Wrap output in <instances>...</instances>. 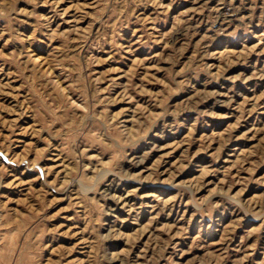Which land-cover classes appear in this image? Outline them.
<instances>
[{
  "label": "rangeland",
  "instance_id": "obj_1",
  "mask_svg": "<svg viewBox=\"0 0 264 264\" xmlns=\"http://www.w3.org/2000/svg\"><path fill=\"white\" fill-rule=\"evenodd\" d=\"M208 2L0 0V264H264V0Z\"/></svg>",
  "mask_w": 264,
  "mask_h": 264
},
{
  "label": "bare ground",
  "instance_id": "obj_2",
  "mask_svg": "<svg viewBox=\"0 0 264 264\" xmlns=\"http://www.w3.org/2000/svg\"><path fill=\"white\" fill-rule=\"evenodd\" d=\"M242 0H210V2H208V7L210 10L214 11L216 13V18L214 21V25L213 27L217 28V29H222V30H227L229 29V27L233 24V23H243V20L247 17L246 15L248 13L251 12V6H249L248 3L243 4L241 2ZM199 2H195V5H198ZM195 7L192 8L190 10V13H192V11H194ZM196 16V15H195ZM247 20V19H246ZM215 30V29H214ZM178 32V31H177ZM177 34V33H176ZM178 37V36H177ZM176 38V37H175ZM176 41V40H175ZM194 54V53H193ZM229 77V76H228ZM227 77V79H228ZM251 75L249 76L250 79ZM224 79V78H223ZM235 80V79H234ZM213 92V91H212ZM211 92V93H212ZM226 94V93H225ZM205 95V94H204ZM208 95V94H207ZM217 97H221L224 98L225 96L223 94H217ZM263 96V95H261ZM260 96V98H261ZM254 96H252L253 98ZM258 97V96H257ZM257 99V98H256ZM258 100V99H257ZM244 101V100H243ZM256 101V100H255ZM231 102V101H230ZM227 103V102H226ZM246 103V102H245ZM224 105V104H223ZM256 105V104H255ZM241 108V107H240ZM165 147V146H163ZM161 147V148H163ZM165 150V149H162ZM174 150V149H173ZM169 153V152H168ZM164 154V153H163ZM162 154V155H163ZM167 155V154H166ZM231 155V154H230ZM141 162V161H140ZM143 163V162H142ZM140 164V163H139ZM198 164V163H197ZM139 166V165H138ZM142 171V170H141ZM140 173V172H139ZM132 176H135V174ZM130 179L131 175H130ZM134 181V179H133ZM138 183V182H137ZM140 183V182H139ZM141 188V187H140ZM111 189V188H110ZM109 189V190H110ZM108 190V189H107ZM139 189L137 188V191ZM131 193V192H128ZM133 193V192H132ZM116 196V194H115ZM125 196V195H124ZM124 196H120V198H114L113 202L115 205V208L113 209V211H119L122 210L123 208H125V206L128 204H126L125 202L130 200L128 196V198H124ZM148 196V195H147ZM123 197V198H122ZM142 197V196H141ZM108 198V197H107ZM110 199V197H109ZM136 201V200H135ZM135 203V202H134ZM138 203V202H137ZM147 203V202H145ZM129 205V204H128ZM132 205V204H131ZM153 206V205H152ZM134 208V206H132ZM136 208V207H135ZM130 209V208H129ZM128 209V210H129ZM135 210V209H134ZM132 211V210H131ZM129 213V212H128ZM139 213V212H138ZM130 214V213H129ZM133 214V213H131ZM113 215V214H112ZM116 216V215H115ZM118 217V215L116 216ZM114 221V220H112ZM111 226V225H110ZM110 228V227H109ZM111 229V228H110ZM109 229V230H110Z\"/></svg>",
  "mask_w": 264,
  "mask_h": 264
}]
</instances>
